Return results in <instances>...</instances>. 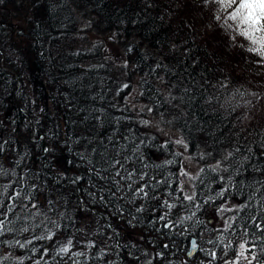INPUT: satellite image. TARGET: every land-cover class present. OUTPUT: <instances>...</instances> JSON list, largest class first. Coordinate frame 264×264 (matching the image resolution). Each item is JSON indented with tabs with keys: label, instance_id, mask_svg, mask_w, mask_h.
<instances>
[{
	"label": "trees",
	"instance_id": "obj_1",
	"mask_svg": "<svg viewBox=\"0 0 264 264\" xmlns=\"http://www.w3.org/2000/svg\"><path fill=\"white\" fill-rule=\"evenodd\" d=\"M231 10L0 0V264H226L240 242L264 264V58ZM8 16L29 37L19 41ZM79 20L113 34L126 63L79 45ZM133 83L142 106L127 98ZM148 117L180 131L201 164L191 195L181 155ZM230 199L228 225H210L206 209Z\"/></svg>",
	"mask_w": 264,
	"mask_h": 264
},
{
	"label": "rangeland",
	"instance_id": "obj_2",
	"mask_svg": "<svg viewBox=\"0 0 264 264\" xmlns=\"http://www.w3.org/2000/svg\"><path fill=\"white\" fill-rule=\"evenodd\" d=\"M4 24H7L11 27L12 31H14V34L19 41H21L22 38L29 37V34L26 31V29L22 27L21 20H17V19L11 20L10 17L8 16V19L5 18ZM19 29H21L23 32L18 34L17 31H19ZM77 31H78L77 38L79 41V45L81 43L82 46H85V45L91 46L95 43H98L100 44L102 50L104 51L105 55L108 58L114 60L118 64L126 63V58L124 56V53L122 52L121 48L113 41L115 38L113 34L111 33L97 34L92 31L88 32L86 30V22L84 20H79ZM84 37L86 38L84 39ZM28 88L30 90L29 86ZM127 98L131 102L136 101L135 104H137V106H142V103H140L139 101V91H138L137 84L135 83L132 84L131 90L129 94H127ZM148 121L150 122V127L159 134L161 139L170 141L173 144L174 149L181 155L182 157L181 164H180V168L178 169L179 186L183 189V191L186 194L191 195L192 194V182H193V179L196 178L199 171L201 170L202 168L201 164L196 162L188 154L185 140L182 137L180 131L174 128L163 126L158 117H148ZM177 141H183V143H177ZM182 173H187V174L182 175ZM238 207H239L238 200L230 199V200H227L221 203L217 207L207 208L205 212V218L208 220V223L215 228L226 227L231 220L232 212L236 210ZM241 243L243 242H240L239 245ZM195 244L198 246L197 248L198 250L199 243L197 242L196 238H195ZM239 245H238L237 256L227 261L226 264H235L238 258H239V264H247L249 261L253 259V254H250L247 251L245 252V257H239V253H240ZM189 246H190V243H189ZM189 246H188V249H189ZM186 255H187V252H186Z\"/></svg>",
	"mask_w": 264,
	"mask_h": 264
},
{
	"label": "snow or ice",
	"instance_id": "obj_3",
	"mask_svg": "<svg viewBox=\"0 0 264 264\" xmlns=\"http://www.w3.org/2000/svg\"><path fill=\"white\" fill-rule=\"evenodd\" d=\"M216 2L219 3L225 10L232 9L228 13L227 19L235 23V27L233 30L238 31L241 36L245 37L248 41L251 42L254 47L250 48L249 51L255 52L259 54L262 58H264V0H216ZM229 27L233 26L229 25ZM124 87H127V85H125ZM177 143H183V141H177ZM116 163H119V161H117ZM186 174L187 173H182V175ZM117 175H119L118 172ZM138 191L142 192L143 189H139ZM20 195V192H16L17 197H19ZM144 195H147V193L145 192ZM186 198L189 200L192 199L191 196H188ZM35 206L36 205H33V207ZM25 207H27V205H25ZM169 207H173V205H169ZM0 215H3V213H0ZM160 219H164V217L161 216ZM55 226L59 227V225ZM4 228V222L3 220H0V233L3 232ZM37 238L51 239V236H41ZM71 244L72 241L69 240L68 246L61 247L60 252L67 253ZM193 245L195 246V242H193ZM88 246H94V242H90ZM239 248V257H245V252L248 251L245 246V243H241L239 245ZM74 255L80 256L83 255V253L78 252L74 253ZM212 255L215 256V253H212ZM37 264H39V262H37ZM235 264H239V258L237 259ZM249 264H251V261H249Z\"/></svg>",
	"mask_w": 264,
	"mask_h": 264
},
{
	"label": "water",
	"instance_id": "obj_4",
	"mask_svg": "<svg viewBox=\"0 0 264 264\" xmlns=\"http://www.w3.org/2000/svg\"><path fill=\"white\" fill-rule=\"evenodd\" d=\"M18 34L22 33L23 31L21 29H19V31H17ZM193 242H195V237H192L190 240V246L189 249L187 251V256L191 257L192 255H194L197 251L198 246L195 244V246L193 245Z\"/></svg>",
	"mask_w": 264,
	"mask_h": 264
}]
</instances>
